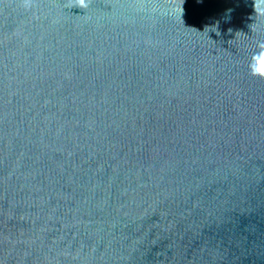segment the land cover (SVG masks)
Masks as SVG:
<instances>
[{"label":"water","instance_id":"water-1","mask_svg":"<svg viewBox=\"0 0 264 264\" xmlns=\"http://www.w3.org/2000/svg\"><path fill=\"white\" fill-rule=\"evenodd\" d=\"M264 0H0V264H264Z\"/></svg>","mask_w":264,"mask_h":264},{"label":"clouds","instance_id":"clouds-1","mask_svg":"<svg viewBox=\"0 0 264 264\" xmlns=\"http://www.w3.org/2000/svg\"><path fill=\"white\" fill-rule=\"evenodd\" d=\"M198 3H203V0H196ZM85 0H80L81 6H83ZM249 70L253 75H258L264 78V47H261L259 51L254 52L249 61Z\"/></svg>","mask_w":264,"mask_h":264}]
</instances>
